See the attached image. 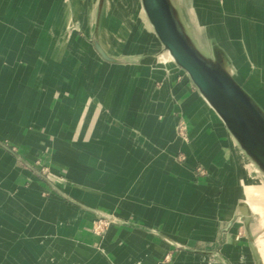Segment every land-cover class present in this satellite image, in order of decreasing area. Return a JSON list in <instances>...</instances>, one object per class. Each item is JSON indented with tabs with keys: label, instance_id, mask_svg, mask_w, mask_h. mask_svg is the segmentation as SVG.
<instances>
[{
	"label": "crops",
	"instance_id": "1",
	"mask_svg": "<svg viewBox=\"0 0 264 264\" xmlns=\"http://www.w3.org/2000/svg\"><path fill=\"white\" fill-rule=\"evenodd\" d=\"M23 3L13 2L16 17L0 15V119L7 124L0 129V264H264L250 219L257 212L264 218V201L254 210L244 204L246 187L256 203L252 187L264 188V174L189 76L182 71L180 79L177 66L164 76L152 56L113 54L96 22L90 28L92 17L82 28L75 0H68L74 26L52 36L48 16L38 22L31 11L24 15ZM176 8L195 48L209 60L221 57L264 112V0H178ZM74 29L95 57L75 50ZM135 98L141 107H127ZM127 108L137 110L141 129L129 124ZM180 120L192 144L167 148L143 131L149 122L157 132L170 125L176 138ZM212 124L216 132L208 133ZM40 158L69 180L70 192L41 174ZM199 167L212 182L198 180ZM213 188L219 193L212 200ZM209 202L211 224L203 219ZM98 214L117 225L103 239L94 231ZM188 218H200L199 227L188 228ZM234 231L248 253L243 262H235L234 250L224 253ZM202 243L219 247L198 248Z\"/></svg>",
	"mask_w": 264,
	"mask_h": 264
},
{
	"label": "water",
	"instance_id": "2",
	"mask_svg": "<svg viewBox=\"0 0 264 264\" xmlns=\"http://www.w3.org/2000/svg\"><path fill=\"white\" fill-rule=\"evenodd\" d=\"M164 50L224 123L230 135L264 174V112L232 78L217 56L201 55L187 35L173 0H141ZM99 50V49H98ZM104 57L103 53L99 50ZM46 182L47 180L44 179ZM109 222L111 217L98 214Z\"/></svg>",
	"mask_w": 264,
	"mask_h": 264
},
{
	"label": "rangeland",
	"instance_id": "3",
	"mask_svg": "<svg viewBox=\"0 0 264 264\" xmlns=\"http://www.w3.org/2000/svg\"><path fill=\"white\" fill-rule=\"evenodd\" d=\"M8 2H3L2 6L5 7H11V5L13 6V2H17V0H7ZM102 3L99 2H92L91 5L93 6L92 9H86V18L88 19V17H92V24L90 26V28H94L95 26V22H96V28L97 31L101 34H103V38L104 41L106 43V45L110 48V51H112L113 54H124V55H130V56H139L140 58L146 57V56H152V64L154 65V70H159L162 74H164V76H168L171 71L173 70V68L170 66H172L170 64L169 61V54L164 50V47L162 46V44L160 45L158 43V39L157 36L154 32L153 27L151 26V24L149 23L147 16L144 12L143 6H142V1L141 0H133V2L136 3L135 7H136V13H135V20H136V28L134 30L130 29L131 31L123 33V32H117L114 31L111 26L108 23H104V27L102 24V21L106 15V7H107V1L108 0H101ZM127 0H112V3H118L120 2V4L122 5L123 9H127ZM192 1V0H191ZM194 1V0H193ZM197 1H201V0H197ZM76 4H78V0H75ZM178 0H173V3L177 4ZM202 2H199V5ZM61 4V5H60ZM50 8L47 10V15L48 19H50V21H52V24L49 26V33L50 36H52L51 34L56 33V28L59 29L60 32L65 31V28H67V25L64 23L63 25H56V20H58V18L63 19V15L62 13L66 12L67 9V5L68 4V0H54L51 4H50ZM129 5V4H128ZM102 7V8H100ZM103 10V12H102ZM92 11V13H91ZM102 12L101 18H100V14ZM104 13V14H103ZM85 18V21H87ZM81 20L84 21L83 19V14H81ZM104 22V21H103ZM59 26V28H58ZM40 32V31H39ZM83 33H79V37H83ZM42 37V36H41ZM38 42V41H36ZM61 42V41H59ZM64 42V41H63ZM61 42V44L63 43ZM35 41L33 42L32 48L34 47ZM53 42L50 41L49 42V48H53L55 45H58L55 48L59 47V43L55 42L53 45ZM66 44V42L64 43ZM62 47V46H60ZM2 48H4V45L2 46ZM175 65V63H174ZM177 68V72L178 74H181L180 79H184V73L182 72L181 69ZM153 70V69H152ZM180 70V71H179ZM186 74V73H185ZM5 73H1L0 74V79L2 76H4ZM163 76V77H164ZM8 93V88L5 89V92L2 94V96H6ZM146 115H149L148 110H146L145 112ZM162 118L159 117V120L161 121ZM187 122H184L183 120H180L177 122V127H176V135L179 136L181 139L184 140L185 143L192 144L191 141V137L189 134V130L187 129ZM211 127V128H210ZM216 132V128L215 126H213V124L211 126H209V131L208 133H214ZM176 161L183 165L186 162V157L182 154L179 153L176 156ZM37 165L40 167L41 169V174L43 176H45V178H47L51 183H54L56 185H58L61 189H70L68 190L69 192L72 189V185L68 184L67 181H69L68 179H63V178H58L57 174L53 171L50 161H47L46 159H39ZM197 174V178L198 180H208L209 182H212V180L210 179V175L208 174V172L203 169L202 167H199L196 171ZM49 182V183H50ZM50 183V184H51ZM133 202L130 201L129 204H132ZM153 203V202H152ZM244 203V202H243ZM244 204H246V206L248 205L247 202H245ZM248 207L251 208V204L248 205ZM263 217V216H262ZM260 215V212L258 213H250V219L253 220L255 226V230H256V235H257V245L259 247V250L264 258V218H262ZM100 220V219H99ZM102 221V220H101ZM107 226L106 224H104L106 226V232L107 230L110 228V222H107ZM100 222L96 221L95 222V226H99ZM103 225V226H104ZM105 228V227H103ZM240 237L242 239L246 238L244 236V230L242 227H240ZM204 246H208L210 248H216L218 249V245L217 247H212L211 244H199V247H204ZM174 253V252H173ZM211 264H213V262H211Z\"/></svg>",
	"mask_w": 264,
	"mask_h": 264
},
{
	"label": "bare ground",
	"instance_id": "4",
	"mask_svg": "<svg viewBox=\"0 0 264 264\" xmlns=\"http://www.w3.org/2000/svg\"><path fill=\"white\" fill-rule=\"evenodd\" d=\"M2 2H8L7 0H1ZM17 1H23V14L26 15V13H28V11H31L33 13V18H35L38 22H41L44 17L46 16V12L47 10L50 8V4L54 1V0H17ZM79 2V7L82 10L83 13V19L81 21V25L82 28L85 29V18H86V9L88 8V6L90 5V3L92 2H99V0H78ZM127 9H123L122 5L120 4V2L118 3H112V0H108L107 1V9H106V15H105V22L108 23L111 28L114 31H119V32H123L126 34L127 30L128 32L131 31L130 29L134 30L137 26H136V20H135V13H136V3L133 2V0H127ZM1 3V2H0ZM129 4V5H128ZM92 6V5H91ZM33 10V11H32ZM16 8H14V6L11 5V7H9L7 9V7L3 6L0 7V15L1 18L5 13H9V17L11 18L13 16L16 17ZM25 12V13H24ZM71 9L70 7L67 5V9L66 12L62 13V17H63V21L67 24V26L69 28H71L72 26H74V21L72 19L71 16ZM12 19V18H11ZM84 22V23H83ZM118 32V33H119ZM77 31L74 29L72 31V45L75 48V50H77L79 53H83L86 54L87 52H89L93 57H95L94 54V50L92 48V46L88 45L84 40L80 39L79 37H77ZM15 40V39H14ZM169 61L170 64L172 66H176L174 65V60L169 56ZM104 71V69H103ZM184 72V71H183ZM122 74L120 72H118V76H121ZM186 78L187 80L188 75L186 74ZM139 98H135L131 103L128 104L127 107L130 108H140L141 107V103H139V101H141ZM137 111V110H136ZM136 111H129L128 108L126 110L125 113V118L128 119L129 124L134 127V128H140L139 122H137V112ZM203 114L201 113L200 116L198 117L197 120H195L196 122H198L201 118H202ZM0 117L4 118V114L2 112V110H0ZM7 117V116H6ZM194 121V122H195ZM7 124L2 122V119H0V129H3L4 126ZM188 129V127H187ZM143 131L146 133V135H148L150 138H152L154 140V142L156 143H160L163 146L167 147V148H173L174 146L176 147H180V146H186L187 143L184 142L183 139H181L179 136H176V138L174 137L173 134V128L172 126H168L167 130L164 132H157L156 129L154 128V125L152 122H149L148 125L146 127L143 128ZM189 155V160H188V167L191 168L194 166V158L188 153ZM264 188L262 186H256L254 185L252 187V190L254 192V194L256 195V203L252 202L250 200L251 194L249 193L250 189L248 187H246L244 189V193L246 195V202L248 205L251 204V208L254 210L257 207V204L260 205L261 207V201H264ZM210 191V192H209ZM209 194L211 199L213 200V198L218 195L219 193V189L218 188H213L211 190H209ZM118 192L117 191H112L110 194L114 195ZM227 196L230 198L231 193H228ZM249 197V198H248ZM83 197H80V200ZM115 197H111L109 200L114 201ZM87 203H89V200L87 199L86 201ZM91 203V202H90ZM214 204L215 203H208V207L207 204H204V214H206V216L203 217L204 220H207L209 224L212 223V221L215 219V215H214ZM256 204V205H255ZM111 206H109L107 209L109 214L113 216L114 214H112V212L114 211L113 209V205L110 204ZM258 205V206H259ZM114 213V212H113ZM96 220H99V218L96 216L95 218ZM198 220H200V218H198ZM198 220H196L195 218H188V228L192 227V226H197L199 227L200 223L198 222ZM243 223V221L241 219H238V224H237V228H239V226ZM239 225V226H238ZM110 226L112 228H116L117 225L115 223L110 224ZM204 232H208V234L211 235L210 230H206L204 229ZM213 234V232H212ZM236 231L232 232L231 234V240H230V245L229 247L226 249V251L224 252L225 254H231L232 250L235 251V253L233 254L235 262H243L245 259L244 257H248V253L246 248H243V245L240 243H236ZM233 251V252H234Z\"/></svg>",
	"mask_w": 264,
	"mask_h": 264
},
{
	"label": "built area",
	"instance_id": "5",
	"mask_svg": "<svg viewBox=\"0 0 264 264\" xmlns=\"http://www.w3.org/2000/svg\"><path fill=\"white\" fill-rule=\"evenodd\" d=\"M102 219H100V220H97L98 222H100V225L99 226H95L94 227V231H95V233H96V235L99 237V238H101V239H103L104 237H105V234H106V226H107V222L108 221H106V220H102ZM104 224H106V226L104 225ZM104 225V226H103ZM103 227H105V228H103Z\"/></svg>",
	"mask_w": 264,
	"mask_h": 264
}]
</instances>
